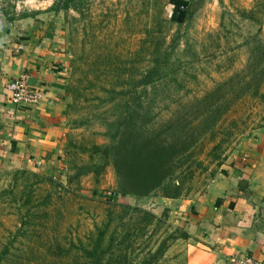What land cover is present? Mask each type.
Masks as SVG:
<instances>
[{"label": "rangeland", "instance_id": "374dc122", "mask_svg": "<svg viewBox=\"0 0 264 264\" xmlns=\"http://www.w3.org/2000/svg\"><path fill=\"white\" fill-rule=\"evenodd\" d=\"M64 1L0 0L67 71L61 150L0 168V264H192L182 206L264 136V0ZM127 122L182 141L145 196L108 149Z\"/></svg>", "mask_w": 264, "mask_h": 264}, {"label": "crops", "instance_id": "0c3cea01", "mask_svg": "<svg viewBox=\"0 0 264 264\" xmlns=\"http://www.w3.org/2000/svg\"><path fill=\"white\" fill-rule=\"evenodd\" d=\"M36 22L0 12V168L46 163L63 144L67 71ZM22 73L41 93L35 103L10 100L7 85ZM245 155L181 208L198 238L192 264H242L237 259L245 255L264 262V136Z\"/></svg>", "mask_w": 264, "mask_h": 264}, {"label": "trees", "instance_id": "16d2710c", "mask_svg": "<svg viewBox=\"0 0 264 264\" xmlns=\"http://www.w3.org/2000/svg\"><path fill=\"white\" fill-rule=\"evenodd\" d=\"M72 1L65 0L61 7H68ZM177 140L182 142L179 138ZM177 142H166L159 138L146 123L136 126L130 122L124 124L116 142L108 148L123 190L136 196H145L163 188L173 171L171 156L173 152L179 155L178 151H181L173 147ZM97 249L92 253L96 255Z\"/></svg>", "mask_w": 264, "mask_h": 264}, {"label": "built area", "instance_id": "2783aa9c", "mask_svg": "<svg viewBox=\"0 0 264 264\" xmlns=\"http://www.w3.org/2000/svg\"><path fill=\"white\" fill-rule=\"evenodd\" d=\"M27 77L26 73H22L12 79L7 85V89L10 91V100L14 104H31L41 98V93L31 88ZM237 261L242 264H264V262L258 261L250 255L241 256Z\"/></svg>", "mask_w": 264, "mask_h": 264}]
</instances>
